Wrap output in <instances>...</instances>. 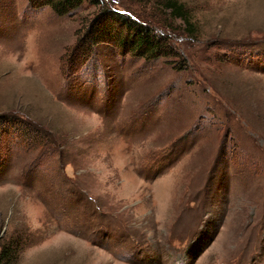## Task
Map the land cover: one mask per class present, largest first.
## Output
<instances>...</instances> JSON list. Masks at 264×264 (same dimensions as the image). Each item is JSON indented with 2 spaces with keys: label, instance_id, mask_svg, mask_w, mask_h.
Returning a JSON list of instances; mask_svg holds the SVG:
<instances>
[{
  "label": "rangeland",
  "instance_id": "rangeland-1",
  "mask_svg": "<svg viewBox=\"0 0 264 264\" xmlns=\"http://www.w3.org/2000/svg\"><path fill=\"white\" fill-rule=\"evenodd\" d=\"M177 1L192 37L156 0L65 16L0 0L12 264H264V0ZM105 9L148 25L165 55L121 46L124 29L88 44Z\"/></svg>",
  "mask_w": 264,
  "mask_h": 264
},
{
  "label": "trees",
  "instance_id": "trees-1",
  "mask_svg": "<svg viewBox=\"0 0 264 264\" xmlns=\"http://www.w3.org/2000/svg\"><path fill=\"white\" fill-rule=\"evenodd\" d=\"M88 1L92 5H98L97 0ZM84 2L86 0H28L32 8L48 7L58 16H65L78 10ZM155 6L163 12L169 13L173 19L180 20L184 26L183 31L186 36L192 37L195 35V21L191 11L184 4L177 0H156ZM132 17L117 10H113L112 12L110 9L102 10L96 19V26L86 33L88 44L110 43L113 40L119 39L120 29H124L125 34L130 35V39H126L125 37L119 43L121 46L125 47L133 43L135 51L147 60L157 59L159 56L165 55L164 52L167 50L166 42L162 41V38L154 35L151 28L143 24L144 22H140L139 19L135 21ZM115 24H120L118 25L119 29L114 26ZM11 250L10 243L4 246V249L0 252V264L13 263L12 261L15 258L16 251L11 252Z\"/></svg>",
  "mask_w": 264,
  "mask_h": 264
}]
</instances>
